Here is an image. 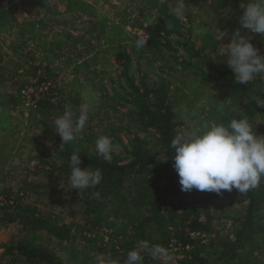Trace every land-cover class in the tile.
Segmentation results:
<instances>
[{
	"label": "trees",
	"instance_id": "1",
	"mask_svg": "<svg viewBox=\"0 0 264 264\" xmlns=\"http://www.w3.org/2000/svg\"><path fill=\"white\" fill-rule=\"evenodd\" d=\"M176 3L0 0V225L21 226L2 245L4 264H98V256L124 264L131 250L156 264L139 242L167 249L172 240L188 246L179 264H264V179L246 194L181 191L170 148L190 125L245 115L264 136V80L239 84L207 54L217 51L218 28H240L241 0H184L183 21L172 15ZM20 6L34 15L19 21ZM79 20L87 27L78 28ZM135 29L146 34L140 50ZM251 42L264 49L259 35ZM32 80L48 87L24 109L22 91ZM85 87L98 93V104L80 136L62 144L54 121L66 108L78 113ZM100 136L115 146L110 162L96 151ZM74 153L81 169L101 171L99 185L72 189ZM63 189L68 223L54 212L53 193ZM237 198L243 213L219 211ZM223 218L233 221L230 233L214 223Z\"/></svg>",
	"mask_w": 264,
	"mask_h": 264
},
{
	"label": "clouds",
	"instance_id": "2",
	"mask_svg": "<svg viewBox=\"0 0 264 264\" xmlns=\"http://www.w3.org/2000/svg\"><path fill=\"white\" fill-rule=\"evenodd\" d=\"M240 9V28L231 34L218 28V34L214 36L217 53H211V47H208L207 54L213 60L217 55L224 57L235 81L248 85L257 81L258 76L259 80H264V54L251 42L253 35L264 39V0H241ZM230 11L227 8V14ZM172 15L181 21L185 19L184 0H177ZM225 39L229 41L227 45L220 46L219 42ZM146 42L145 38L133 41L138 50L145 48ZM81 97L83 102L78 113L66 108L54 121V129L61 137L62 144L73 142L80 136L90 112L98 104V93L92 87L83 88ZM255 128L245 115L239 119L233 118L227 124L202 122L186 134H177L171 140L170 148L181 191L189 192L195 188L202 192L220 194L221 190L231 192L236 189L246 194L259 187L264 179V136L257 135ZM114 147L107 136H100L95 143L97 153L109 162L112 160ZM78 154L74 153L70 157L72 189L78 191L96 187L103 179L101 171L89 167L81 169ZM139 247L148 250L153 259H170L168 250L161 245L149 246L148 241H140ZM143 259L139 251L131 250L124 264H143ZM97 261L98 264H105L103 256H98ZM111 264H120V261L113 260Z\"/></svg>",
	"mask_w": 264,
	"mask_h": 264
},
{
	"label": "rangeland",
	"instance_id": "3",
	"mask_svg": "<svg viewBox=\"0 0 264 264\" xmlns=\"http://www.w3.org/2000/svg\"><path fill=\"white\" fill-rule=\"evenodd\" d=\"M33 15H34L33 11H31L28 7H25V6H20L18 8V10H17V19L19 21H22L23 19L29 18V17H31ZM81 22L82 21L79 20L76 23L77 27L78 28H83V29L86 28L87 24L86 23H81ZM222 24L223 25H227V23L224 20H223ZM228 42L229 41L223 40L220 45L221 46H226ZM260 51H261L262 54H264V49H260ZM216 53H217V51H215L213 54H216ZM210 58H211V56H210ZM211 60L216 62V63L225 64L224 57H221L219 55L216 56L215 60H213L212 58H211ZM67 70L68 69L64 68L62 71H60L59 78H64V77L66 78L65 73L67 72ZM192 128H194L192 125H190L189 127H186L183 130V134H186L187 132L192 131ZM28 133L34 135L35 137H40L41 136L38 131H34L32 128H30V129L28 128ZM14 163H16V162H14ZM17 165L18 164H14L13 165L15 168H13V171H12L11 174L15 175L16 177H19V174H20L19 173L20 172L19 168H20V166L19 165L17 166ZM65 191H66V189H63L62 191L57 190L56 193H53L52 197L54 199V203L56 204V206L59 205V207H57L54 212L59 216L60 221L68 223V222H70L73 219L72 216L68 215L66 212L65 213L61 212L62 209L60 208L62 206L63 200H64V198L66 196L65 195V193H66ZM31 200L28 199V201H30V202H31ZM244 209H245V202L242 201L241 198H237V199L225 200L221 204V210H219V211H222L223 213H225V215L232 216L235 212L243 213ZM214 223L217 225V227L219 229L223 228L224 229V231H223L224 233H230L231 225H232L233 221L230 218H223V219H220V220H215ZM20 230H21V226L18 225V224L7 225V226L0 225V264H4L5 263V260L2 259V257H1V254L3 252L2 245L15 240L16 237L19 235V231ZM53 245H55V244H53Z\"/></svg>",
	"mask_w": 264,
	"mask_h": 264
},
{
	"label": "built area",
	"instance_id": "4",
	"mask_svg": "<svg viewBox=\"0 0 264 264\" xmlns=\"http://www.w3.org/2000/svg\"><path fill=\"white\" fill-rule=\"evenodd\" d=\"M134 32H136V34L139 35L141 38L146 39V34L143 30L135 29ZM47 87L48 84L41 83L38 85L35 81H30V85L22 91L24 109L34 107L36 101L41 97L42 93L47 90ZM0 201H2L1 198ZM190 236L200 237L204 241V235L200 233H191ZM167 250L170 259L158 258L156 264H179V260L183 257L184 252L188 250V246L183 247L179 243H177L176 240H172Z\"/></svg>",
	"mask_w": 264,
	"mask_h": 264
}]
</instances>
